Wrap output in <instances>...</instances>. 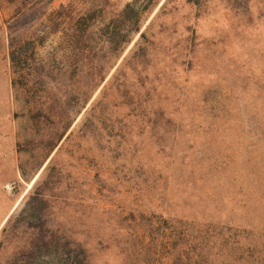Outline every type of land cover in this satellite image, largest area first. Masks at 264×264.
Instances as JSON below:
<instances>
[{"label": "rangeland", "instance_id": "rangeland-1", "mask_svg": "<svg viewBox=\"0 0 264 264\" xmlns=\"http://www.w3.org/2000/svg\"><path fill=\"white\" fill-rule=\"evenodd\" d=\"M0 264H264V0H0Z\"/></svg>", "mask_w": 264, "mask_h": 264}, {"label": "trees", "instance_id": "trees-1", "mask_svg": "<svg viewBox=\"0 0 264 264\" xmlns=\"http://www.w3.org/2000/svg\"><path fill=\"white\" fill-rule=\"evenodd\" d=\"M10 1V0H9ZM18 14H19V16H18V18L17 19H19L20 18V16H22L23 15V13H22V10L20 9V11L18 12ZM8 28L9 29H12L13 28V24H11V25H9L8 26ZM11 47H12V41H11ZM13 60H14V56H13ZM18 60V59H17Z\"/></svg>", "mask_w": 264, "mask_h": 264}]
</instances>
